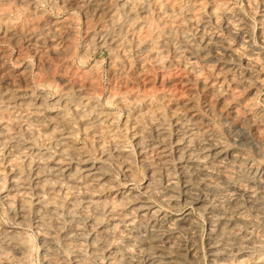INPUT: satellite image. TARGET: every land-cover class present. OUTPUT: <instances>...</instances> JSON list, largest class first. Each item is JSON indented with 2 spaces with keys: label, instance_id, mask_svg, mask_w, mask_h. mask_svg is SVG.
Here are the masks:
<instances>
[{
  "label": "bare ground",
  "instance_id": "1",
  "mask_svg": "<svg viewBox=\"0 0 264 264\" xmlns=\"http://www.w3.org/2000/svg\"><path fill=\"white\" fill-rule=\"evenodd\" d=\"M246 1L264 28V0ZM51 2L58 9L70 5L90 12L99 25L97 41L114 58L117 86L106 109L94 74L72 73L58 81L57 70L46 66L36 72L35 84L55 97L44 107V94L31 88L23 70L6 69L0 53V209L18 224L31 225L42 264H264V166H252L244 154L222 145L201 110L178 100L176 85L190 91L191 83L172 72L182 70L206 94L228 97L223 103L234 110L240 94L224 83L251 89L260 82L252 69H264V50L242 36L246 24L235 0ZM15 3L29 6L35 19L43 16L34 0ZM7 5L0 0L7 41L29 36L38 52L47 44L43 34L74 33L64 19L31 24L17 15V5ZM153 23L157 49L167 60L154 61L160 88L150 92L145 70L139 67L141 84L134 86L122 70L128 61L122 60L130 51H147ZM52 37L47 42L55 56L73 47L57 49ZM229 37H240L236 48ZM259 38L264 49L263 31ZM165 85L173 89L163 91ZM253 104L244 105L249 115L255 114ZM163 105L172 118L171 135ZM113 107L124 113L121 128ZM253 135L262 138L264 131ZM181 196L189 209H182ZM35 248L24 232L0 222V264H32Z\"/></svg>",
  "mask_w": 264,
  "mask_h": 264
},
{
  "label": "rangeland",
  "instance_id": "2",
  "mask_svg": "<svg viewBox=\"0 0 264 264\" xmlns=\"http://www.w3.org/2000/svg\"><path fill=\"white\" fill-rule=\"evenodd\" d=\"M16 1L17 0H8V5H7L8 8H11V7L13 8L14 5H17V3H15ZM38 1L39 0H34V4L37 8H39V10L42 12L41 14L43 16H36L37 19H35L34 17H31L30 16L31 15V11H30L31 8L27 5H24V3L23 4L20 3L19 5H17L18 10H19L17 12V15L27 19L28 22L31 24L35 23L36 20L41 21L42 19H50L51 21H55V22H58V21H61L64 19V21L66 23L65 26L74 27V33H73L72 37H70V36H68L66 29H58L55 32L58 35L55 34V36H54L52 33H49L46 36L45 34H43L42 39L44 41H46L47 44H44L42 48H39L38 52H35V50L33 48V44H35V42L33 41V39L31 37H29V36L23 37L22 35H18L16 42L7 41L6 39L3 38L4 29H3V26L1 27L2 24H0V47H1L0 53L3 54L2 59L6 64L5 68L10 70V71H22L23 70L25 72L26 76L30 80L31 88L35 91L42 92L44 94V104H43L44 107H47L48 103L51 100H53L55 97V92L53 90H42L40 88H37V86L35 84V80L37 77L36 74L38 72H40L41 70H44L46 68V66H50L51 69L57 70L56 75L57 76L59 75L58 76L59 78L57 76L56 77H57L58 81L65 79L67 77V75L72 74V73L77 74L78 72H85L86 71L85 73H87L89 75L93 76V74H94V76L97 77V80L99 78V83L103 89V94H102V98L100 100V104L102 107L107 109V106L105 105V100L109 96V94L113 90V88H115L117 86V84H116L117 80H116L115 76H113L115 68L111 62V61H114V58L113 59L111 58L112 53L110 52L109 48L106 45L99 44V42L97 41V34L99 31L98 30V28H99L98 23L95 22L96 20L91 17V14L89 11L82 9L81 7L78 8L79 6L67 5L68 7L67 6L62 7V8L59 7V9H58V7H56L54 4H52L51 0H40V3ZM113 1L119 3L123 0H113ZM50 2H51V4H50ZM235 2H236L235 3L236 7L241 11V13L244 17V22L246 24V33H244L242 36H248V40H249L250 45L252 47L257 48L256 46L259 45L257 49L264 50V49H262L263 47H262V44H261L260 38H259L260 31L264 32V28L260 29V22H259L257 10L250 8L251 6L250 7L248 6V3L246 0H235ZM30 6H31V4H30ZM1 8H5V6H2ZM26 9H28V10H26ZM247 9H249V11ZM20 10H22V11H20ZM58 10H60V11H58ZM247 13H249V14H247ZM25 16H27V18ZM69 16H71V17H69ZM82 16H84V17H82ZM72 17H74V20L73 19L71 20ZM31 18H32V21L30 22ZM83 19H85V20H83ZM69 23H71V24H69ZM74 23H76V24H74ZM85 23H87V24H85ZM93 26H94V28H93ZM75 27H77V28H75ZM96 28H97V30H96ZM150 33H151L149 35L151 37L150 40L153 39L154 42H153V40H152V42H150L151 45L149 46L147 51H139V52L138 51L134 52V50L130 51L128 56L122 60V61H125V60L128 61V63H127L128 65H125L126 67H123L122 70L126 73V80H129L130 82L129 81L128 82L135 86L137 84H141L137 81V74H136L137 71L139 70V67L144 69L146 74L148 75V77L152 80L151 85L146 87L145 90L146 91L148 90L150 92H155V90L160 88L158 85L159 84L158 82L160 79V73L161 72L159 71V69H157V66L154 64V61H158V60L166 61L167 57H166V55H164L163 53H161L157 49L158 45L155 43V39H154L155 35L157 34V29H156L154 23L152 24V27L150 29ZM49 36H53L52 39L54 40V44L57 47V49H60V48L64 49L65 47L67 49V47H71V46H73L75 49L73 47H71L69 52H63L61 55L59 54V55L55 56L52 54L50 45H48V42H47V39ZM65 37H67L66 39H68L70 37L68 42L65 41L66 40ZM74 37H75V40H74ZM239 38L229 37V39L231 40V41L229 40V43L232 46V48L237 47V45L239 44V40H240ZM72 40H74L73 41L74 43L72 42ZM95 40L97 43L94 42ZM233 40H235V41H233ZM75 41H76V45H74ZM81 47L83 48V50ZM154 47H155L156 51H153ZM5 48H7V49H5ZM23 50H26V51H23ZM34 52H35V54H34ZM40 52H42V53H40ZM45 52H47V53H45ZM73 52H74V54H73ZM82 54H86V56H84ZM43 55H45V56H43ZM68 57L70 58V60ZM152 57H153V59H152ZM54 58H55V60H54ZM17 59H18V61H23V63H18ZM34 60L36 61V63ZM117 60H118V58H116V61ZM148 60H149V62H148ZM79 63H81V64H79ZM139 63H142V66L143 65L144 66L143 67H141V65L139 66ZM40 64H43V65H40ZM22 65H23V67H22ZM55 65H56V67H55ZM67 65L69 66V68ZM77 66H78V68H77ZM58 67H60V68H58ZM96 68H98V69H96ZM135 69H136V71H135ZM261 71L258 69H255V70L252 69V74L253 75L255 74L256 77L258 76L259 79H261L260 82H262V83L260 84V82H259L258 84L253 85L251 87V89L246 88L241 83H235L236 85L229 86L226 84V83H228V80L224 83V85L227 88H230L229 89L230 91L237 92L238 94H240L237 97L238 100L235 104V110H234V108H231V107H228L227 105H224V103L226 102L225 100L228 97H224L222 99V98H218V97L213 96V95L206 94L205 92H203L201 90L200 86L197 83H194L191 81L190 76L188 74L184 73L182 70H179V69H173L172 70L173 74L176 73V75L180 76V79L183 83H187V82L191 83L190 86H191L192 90H190V91H186L184 89V86H182L183 87L182 88L181 86L176 85L175 95L179 98L178 100H180V99L182 100L183 98L187 99L191 102L192 105L198 107L201 110V112L204 114V117H206V119L209 121V124L211 126L212 132L215 135V137L221 143L223 142L222 145L229 150L234 149L235 152H237L239 154L241 153V155L244 154L243 156L246 157L247 159H249L251 165L254 167H260V166L263 167L264 166V137L256 139L253 135V133L256 131L257 132L264 131V129H262V126H264V69ZM1 72H2V70L0 71V75H1ZM33 73L36 76H34ZM111 74H113V75L111 76ZM156 79H158V80H156ZM173 79H175L174 76H171V80H173ZM0 80H1V76H0ZM111 87H113V88H111ZM138 87H140V85H138ZM165 87L166 88L163 87V89H162L163 91H169V90L173 89L169 85H165ZM140 90H143L142 87H140ZM49 91H51V92H49ZM230 91H227L226 93L228 94V92L230 93ZM239 98H240L241 102L239 101ZM243 101L245 104H242ZM249 102H251L252 104L254 103L253 107L255 109V114L254 113H252L251 115L248 114V112L246 110L247 107L244 105H247V103H249ZM162 108L164 109V112L166 114V118L168 117L166 119L167 124H169V126L167 125V129H168L169 134L171 135V134H173L172 130L174 132V127H173L172 118H170V116H169V112H168L169 108L168 107L166 108V106H164V105ZM112 110L114 112H116L117 117H118L116 119L115 124L118 128H121L124 113L117 107H113ZM240 111H242V112H240ZM254 116H256V117L254 118ZM122 135H123V137H125L127 143L131 144L129 135L127 133L125 134V132H122ZM249 155H251V157ZM135 162H136L137 166H139L136 158H135ZM172 164L175 166V162ZM139 174H140V172H139ZM180 187H181V183H179V189H180ZM148 198L151 199L150 197H148ZM180 201H181V204H182L181 206H182L183 210L190 208L187 205L183 204V202H182L183 197L182 196L180 197ZM192 212L196 216H199L198 211L192 210ZM0 222L9 226V227L17 228L20 231L24 232L28 237L29 244L31 243V245L34 246V248L37 247V238L34 234V231H33V228L31 227V225L30 224H18L17 222L11 220L9 218L7 210L4 207H1V209H0ZM36 250L37 249L35 248L34 252L32 253V264H36V263L42 264L40 255L38 254V252H36Z\"/></svg>",
  "mask_w": 264,
  "mask_h": 264
}]
</instances>
